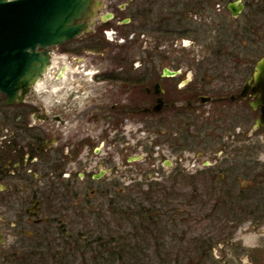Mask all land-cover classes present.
I'll use <instances>...</instances> for the list:
<instances>
[{
	"label": "flooded vegetation",
	"instance_id": "flooded-vegetation-1",
	"mask_svg": "<svg viewBox=\"0 0 264 264\" xmlns=\"http://www.w3.org/2000/svg\"><path fill=\"white\" fill-rule=\"evenodd\" d=\"M109 10L106 20L96 18L100 25L125 38L124 27L136 21L139 36L153 38L158 56L117 58L119 71L92 72L97 83L107 86L95 89L93 95L100 98L87 109L60 107L64 93L54 97L50 88L41 107L30 98L34 85L20 102L8 104L0 93V260L44 264L50 238L74 243L109 238L91 227L82 230L83 224L112 223L116 210L133 204V194L144 201L139 202L142 209L156 208L161 222L169 208L157 206L169 194L164 184L169 180L171 199L178 212L188 214L187 223L192 219L188 210L202 201L193 199L196 189L210 193L203 196L209 207L235 209L238 219L231 223L252 224L251 242L240 239L250 249L241 248L229 233L212 248L215 264L220 261L216 250L227 246L237 253V264H264V71L257 70L264 61V0H127ZM123 12L128 15L121 17ZM169 42L189 49L175 55V47L165 46ZM197 47L203 48L202 56L195 53ZM40 81L51 85L49 78ZM96 112L111 128H125L132 118L152 130L156 157L163 140L181 146L217 139L218 151H190L187 166L196 165L193 170L154 156L130 155L124 146L116 168L108 165L112 151L98 156V142L108 150L113 137L107 128L101 139H94ZM68 128H75L73 134ZM216 129L229 132L219 137L213 135ZM136 167L140 180L135 186L128 173L134 176L130 168ZM166 168L170 173L164 175ZM178 188L188 193L181 195ZM182 205L187 209L178 208ZM185 221L176 223L175 230ZM67 223L79 229L69 230Z\"/></svg>",
	"mask_w": 264,
	"mask_h": 264
},
{
	"label": "rangeland",
	"instance_id": "rangeland-1",
	"mask_svg": "<svg viewBox=\"0 0 264 264\" xmlns=\"http://www.w3.org/2000/svg\"><path fill=\"white\" fill-rule=\"evenodd\" d=\"M101 2V7L99 9H96L97 16L98 15H105L108 13L112 7H121L125 5L127 0H98ZM136 1V0H135ZM127 12L120 13L121 17L127 16ZM95 18L93 26L89 28L88 31L83 32L82 34L78 35L72 40H69L65 43H62L60 45H55L51 46L52 49L50 51L52 57L56 59L54 63V67L52 68V71H56V66L61 67V64L66 63L70 67V70L67 75V80L66 82L72 83L70 91L67 95H63V88L60 87L57 83H55V80L53 78H49L51 85L50 87L42 81L43 87L46 89L50 88L51 91L56 94L54 97H58L63 95L62 99H60L57 104L61 107L65 105L66 110H75V109H87L88 105H91L95 100L99 99L100 97L93 95L95 93V89L100 87L105 88L107 85L104 83H97L96 80L93 78L91 75L92 72H95L96 74L101 73V72H108V71H119L118 70V64H116V59H124L129 57L130 59H133L134 61H140L141 58L144 56H149V57H156L158 54L153 50L154 46V40L150 36H145L142 37L141 35L139 36V28H138V23L136 21H133L130 23V25L127 27H124L125 31H128L126 34L125 38L119 37L117 32L113 30L104 28L102 31L98 32V28L100 26V21H97ZM110 25H115V22L109 21ZM95 35L98 37V41L96 40L95 44ZM143 40V42H142ZM99 45V46H98ZM173 46L171 45L170 42L166 43L165 46ZM102 48L100 49V47ZM198 50L195 51L196 54L202 56L203 53V48L197 47ZM174 49H176L175 55H184L188 50V46L184 48L179 47L177 45ZM178 51V52H177ZM63 57V59L61 58ZM114 62V63H113ZM49 81V80H48ZM106 85V86H105ZM58 87V88H57ZM114 87V86H113ZM112 87V88H113ZM49 90V89H48ZM47 90L46 92H38L36 90V93H34V96L30 97L33 102L37 103L41 107L43 106V99L44 97L47 96ZM98 112V111H97ZM96 112L97 120L94 124H92V129H93V134H94V139L99 140L101 139L100 136L104 135L106 131L108 130L107 128H111L107 126L106 122L100 119V114ZM127 127L125 128H111V131H109V134H112L113 137V143L109 145V149L107 150L105 148L106 144L102 145L101 141L98 142L97 147H99L100 150H102V154L98 155L104 156V151H112L113 153V159H111V163L108 165L114 166V167H121V160H122V155H121V150L124 146H128V148L131 150L130 155L134 156H141L143 159L144 157L148 158H153L156 157L154 154V142H155V134L153 131H148L146 127H141L138 125L137 120H133L132 118L128 121L126 124ZM230 129V130H229ZM70 134H73L75 131V128H68ZM197 130V129H196ZM228 130L230 131L229 134H233V128L229 127ZM227 129H216L213 133V135L219 137L221 135H224V131L229 132ZM195 131V129H194ZM203 134V133H200ZM194 135H196V132H194ZM218 137V138H219ZM119 140V141H116ZM217 141V139H216ZM212 141L211 138H209L206 142H199L198 140H195L194 142L187 143L185 144L184 142L181 143L182 145L180 146V143H171L170 141L165 142L164 140L162 141V150L160 152V156L156 157L157 160H162L166 159L172 162L171 165H180L182 167H186L189 165V162H191V154L190 151L195 152H200L203 155L205 154H210L212 152L218 151V142ZM190 146L189 150H186L187 147ZM185 147V148H184ZM124 149V148H123ZM123 151V150H122ZM185 151H189L187 153H184ZM101 152V151H100ZM152 154V155H151ZM124 157V156H123ZM100 159V158H99ZM202 161V160H201ZM200 161V164H201ZM140 165H144V163L140 162ZM138 166V164H137ZM171 166V167H173ZM135 167V166H134ZM145 167V166H143ZM189 168H193V170L196 169V165L191 167L187 166ZM133 171H132V170ZM130 170L135 173L134 176L131 175V173H128L129 175V181L132 182L134 181V185L136 186L140 180V177L138 174H136V171H139L138 168H130ZM129 170V171H130ZM164 175H167L170 173V168L163 169ZM163 175V176H164ZM134 179V180H133ZM133 183V182H132ZM163 183V182H162ZM165 192L169 193L168 196L165 198L162 197L160 206H157L158 209L160 210H165L170 207L171 208H176V201L172 200L171 194L173 193V190L171 188V182L168 180L166 183ZM178 192L182 195H186L188 193L187 189H180L178 188ZM161 197V196H160ZM182 199L185 200V197H181ZM130 199H132L133 203L139 204L144 202L142 201V198H140L139 195H131ZM203 201H199V203L193 204L192 212L191 209L188 211L190 212L189 214L192 216V219L187 223L185 221L184 224H181L182 226H179L178 228L180 230H176L173 227V222H168L165 224L164 231L167 232V238H165L170 244H168V247L170 248L172 245L174 247L171 249L174 253H176V245L177 241L172 242V238L178 237V233L187 231L189 227L193 224L192 227V232L190 233L193 238L196 235H213L214 237H218L216 239L223 240L224 238L227 237V234L229 233H234L235 242L238 244L241 243L242 241H248L251 242V234H253V229H252V224L248 223L246 221L238 224V223H227V224H222L224 228H222V231L216 229L212 226V223L209 220H206L205 218L200 219L201 215L206 214V209L210 208L208 205H206L209 201L208 198L203 197L201 198ZM136 201V202H135ZM181 201V200H179ZM183 202V201H182ZM202 202V203H201ZM130 203V202H129ZM125 204L127 206L126 208H129L131 204ZM195 203V202H194ZM201 203V204H200ZM205 203V205H204ZM175 204V205H174ZM130 205V206H129ZM158 205V204H157ZM210 205V204H209ZM204 207L205 210H199L200 207ZM187 206L182 205V207H178L179 209H187ZM170 214V213H169ZM199 216V217H198ZM168 216H165L163 218H166ZM203 217V216H202ZM120 219V217H119ZM119 219H114L112 220V223H103V224H83L82 230L85 228L92 230L95 233H99L100 235L107 236L110 234V232L114 233L115 236H120V235H127L130 234L131 232V227L127 222H123ZM69 230H78L79 227L74 228L72 224L69 225V223L66 224ZM235 226V227H234ZM226 227V228H225ZM233 227V228H232ZM219 231V233H218ZM174 233L175 237L173 236ZM190 235V236H191ZM172 236V237H171ZM241 239V240H240ZM69 240H56L50 238V248L52 251L59 250L61 251L60 246L62 245V242H66ZM10 241H7L5 247H9ZM241 246V244H240ZM243 249H250V247L247 246H241ZM50 251V249H48ZM178 251V249H177ZM148 257L143 259L142 262L143 264H160L161 261H156L154 255L150 252L147 253ZM216 255L220 258V261H218L216 264H237L238 262H235L237 257V253L233 252V248L231 247H225L224 249L221 250H216ZM93 256V253H89L85 250H77V251H69L68 254L66 255H60L58 258L54 257L53 259L49 258V255L47 254L45 256V263L44 264H90L91 260L90 257ZM90 259V260H89ZM36 264L37 261H35ZM1 264H14V262H5L0 260Z\"/></svg>",
	"mask_w": 264,
	"mask_h": 264
},
{
	"label": "water",
	"instance_id": "water-1",
	"mask_svg": "<svg viewBox=\"0 0 264 264\" xmlns=\"http://www.w3.org/2000/svg\"><path fill=\"white\" fill-rule=\"evenodd\" d=\"M100 7L98 0H0V93L8 104L22 101L42 78L49 48L88 31ZM257 70L264 71V61Z\"/></svg>",
	"mask_w": 264,
	"mask_h": 264
},
{
	"label": "trees",
	"instance_id": "trees-1",
	"mask_svg": "<svg viewBox=\"0 0 264 264\" xmlns=\"http://www.w3.org/2000/svg\"><path fill=\"white\" fill-rule=\"evenodd\" d=\"M108 27L101 24L97 31L100 32ZM96 40L98 41L97 35H95V44ZM208 194L210 193L207 192L204 195L208 196ZM204 195L195 189L192 196L196 200L201 199ZM142 208L140 204L133 203L129 208H120L114 212L116 219L120 217L119 220L130 225V234L115 236L114 233L110 232L109 238H96L78 243L66 241L60 246L61 251L51 250L48 254L49 258L53 259L57 255L59 258L60 255L68 254L69 251L82 249L93 253V256L90 257L92 259L90 264H143L142 260L148 257V252L154 255L156 261H161L160 264H215L212 248L220 243V239H216L218 237L196 235L193 238L186 231H180L178 237H175L177 233H174L175 238H172V242L175 244V241H177V245L176 253L173 256L171 249L174 245L168 247L170 243L165 239L167 238V232L164 231L165 224L173 222L172 228L177 229L175 224L182 222V220L185 221L188 214H181L177 208H170L168 213L164 215V217H168H161L160 222L155 213L156 208H145V210ZM199 210L204 211L205 208L201 206ZM206 211V214L201 215L200 219L209 220L216 231L218 229L222 231V228H224L221 226L222 224L231 223V220L238 219L235 209L231 207L222 210L214 204Z\"/></svg>",
	"mask_w": 264,
	"mask_h": 264
},
{
	"label": "bare ground",
	"instance_id": "bare-ground-1",
	"mask_svg": "<svg viewBox=\"0 0 264 264\" xmlns=\"http://www.w3.org/2000/svg\"><path fill=\"white\" fill-rule=\"evenodd\" d=\"M63 59V57H61ZM55 61H57L56 59H52V62L53 64L55 63ZM64 71L62 72L61 70H59L57 67H56V71H52V68H53V65H50L51 67L49 66H45L42 70V75L44 78H54L55 80V83H57L60 87H62L64 90V96L67 95L70 91V88H71V85L72 83H68L66 82L67 80V75H68V72L70 70V67L66 64H64ZM33 85L35 86L36 90L38 92H46V88L43 87V84L40 80H36ZM58 88V87H57Z\"/></svg>",
	"mask_w": 264,
	"mask_h": 264
}]
</instances>
